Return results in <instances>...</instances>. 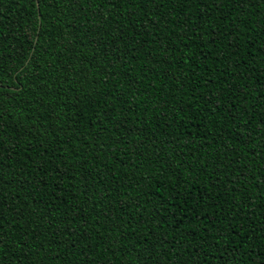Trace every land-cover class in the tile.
<instances>
[{
    "label": "trees",
    "instance_id": "16d2710c",
    "mask_svg": "<svg viewBox=\"0 0 264 264\" xmlns=\"http://www.w3.org/2000/svg\"><path fill=\"white\" fill-rule=\"evenodd\" d=\"M0 264H264V0H0Z\"/></svg>",
    "mask_w": 264,
    "mask_h": 264
}]
</instances>
